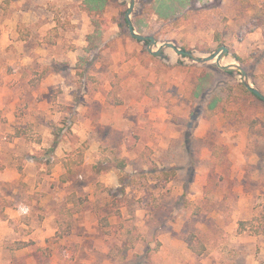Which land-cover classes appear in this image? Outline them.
Returning <instances> with one entry per match:
<instances>
[{"label":"rangeland","instance_id":"rangeland-1","mask_svg":"<svg viewBox=\"0 0 264 264\" xmlns=\"http://www.w3.org/2000/svg\"><path fill=\"white\" fill-rule=\"evenodd\" d=\"M133 2L152 52L224 46L220 66L264 96V0H186L165 17ZM129 6L0 0V264H264V104L215 60L149 54Z\"/></svg>","mask_w":264,"mask_h":264},{"label":"trees","instance_id":"trees-1","mask_svg":"<svg viewBox=\"0 0 264 264\" xmlns=\"http://www.w3.org/2000/svg\"><path fill=\"white\" fill-rule=\"evenodd\" d=\"M146 7L149 8V11L151 9V12L155 11V7L157 6L160 8V11H158L159 15L165 16H172L175 11L180 8V6L184 5L186 3V0H144ZM106 0H83L84 3V9L89 12L90 14H96L100 13L103 9V6L105 4ZM169 9V10H168ZM175 10V11H174ZM174 11V12H173ZM124 22L127 24V21L124 19ZM147 42L148 39H146ZM138 41H143V40H138ZM145 41V40H144ZM178 50L182 51H187L184 48H180ZM189 52V51H187ZM180 57L185 58L187 60H192L189 56L187 55H181L179 54ZM226 73H232L231 71H227ZM40 76L37 78H34L31 82L33 85H35ZM239 88L241 89L242 92L249 94L253 96L257 101L261 102L264 104V100L259 98L258 96L252 94L251 92L247 91L243 84L240 82L239 83ZM252 128V125L250 126V129ZM82 149L77 150L76 154L73 155L72 157L68 159H62L61 163L64 168V173L61 175V180L66 181L69 176L74 175L76 173V168L81 164L82 162ZM113 160L116 161V165L118 168L122 169L124 167V162L120 159H117L113 157ZM99 203V202H97ZM71 217H72V212L69 209H63L58 212L57 216V232L56 236L61 238L63 236L69 235L71 232ZM102 224L107 225L106 221L104 218L101 220ZM239 229L240 231H245L247 230V222H240L239 224ZM183 242L185 243L187 249L195 256H201L205 252V247L204 244L199 240L196 239L193 233H188L183 237ZM22 246V244H21ZM20 246V247H21Z\"/></svg>","mask_w":264,"mask_h":264},{"label":"water","instance_id":"water-1","mask_svg":"<svg viewBox=\"0 0 264 264\" xmlns=\"http://www.w3.org/2000/svg\"><path fill=\"white\" fill-rule=\"evenodd\" d=\"M122 1H126V0H122ZM128 1H129L130 6L125 12V20L127 21V30L129 32L130 36L132 38H134L135 40H146V39H148L149 42L146 46V50L149 54H151L152 56H160L162 54V50L164 48H170V49L176 51L178 54L189 56L194 62H197V63L215 60L216 66L224 72L232 71V70L238 71L242 77V84H243L244 88L247 91L251 92L252 94H254V95H256L259 98L264 100V96L259 91L250 87V85L248 84V82L246 80V74L244 73V71L241 68H239L238 66H234V65L220 66V60L226 54V48L224 46L219 47L211 56L206 57V58H196V57H194V55L191 52L178 50L171 43H164L155 52H152L151 47L154 44V39L152 37H147V36H142V35L136 34L133 31V28L129 22V14L132 10L134 2H133V0H128Z\"/></svg>","mask_w":264,"mask_h":264}]
</instances>
